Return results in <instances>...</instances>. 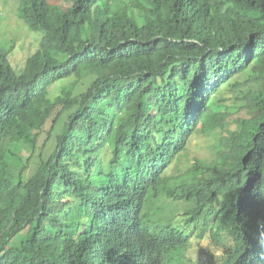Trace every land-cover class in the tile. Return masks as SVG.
<instances>
[{
    "label": "trees",
    "instance_id": "1",
    "mask_svg": "<svg viewBox=\"0 0 264 264\" xmlns=\"http://www.w3.org/2000/svg\"><path fill=\"white\" fill-rule=\"evenodd\" d=\"M64 1L0 50V264H264V0Z\"/></svg>",
    "mask_w": 264,
    "mask_h": 264
},
{
    "label": "rangeland",
    "instance_id": "2",
    "mask_svg": "<svg viewBox=\"0 0 264 264\" xmlns=\"http://www.w3.org/2000/svg\"><path fill=\"white\" fill-rule=\"evenodd\" d=\"M52 4L61 5L63 7L67 6V3L64 0H49ZM43 37L42 33H36L32 32L28 29V27L25 25V23L19 18L18 15V3L13 2V0L10 1H3L0 0V50H6L8 52V58L12 61L14 66H16L18 69H22L25 60L27 61L28 58L31 56L30 54L35 53L40 46L41 39ZM14 45V49H11V46ZM27 57V58H26ZM75 78H70L68 80H64L61 82H58L51 88L50 92V98L54 99V97H58L60 94V89L65 86L66 84H71L70 81ZM83 84V82H82ZM81 84V85H82ZM80 85V86H81ZM77 85V88L80 87ZM235 91V90H234ZM76 92H78L76 90ZM237 93V91H235ZM225 97L228 99V102L223 104H228L231 102V100L234 98V92L229 89L225 93ZM230 117V119H235L237 117H246L247 114L243 111L238 113L237 115H228V113L224 114ZM51 127V123L48 125L46 131L43 133L40 141V146L44 145L46 143V140L48 139V132ZM198 135H195L193 137V145L191 154L193 155L194 152L197 154L200 151H195L196 146L200 145L203 149L199 153V156L197 158H204L206 156H210V153L206 147V143H209L205 140H208L210 136H205L207 139H203L202 137L199 138ZM197 137V138H196ZM196 138V139H195ZM208 141L213 142V139H209ZM38 155V154H37ZM190 146L189 151H187L181 159H178L177 161L182 160V164L179 169L172 168L170 172L168 173V176L175 177V176H186L187 170L184 169V166L189 164L191 161V165L194 163L195 159L190 160ZM26 159V156H24ZM32 169V168H31ZM28 170V171H31ZM183 178V177H181ZM207 247V243H202L199 245L198 248L194 249L193 254L196 256H192L193 258H197L198 256L205 257V255L202 254L201 250L205 249Z\"/></svg>",
    "mask_w": 264,
    "mask_h": 264
},
{
    "label": "clouds",
    "instance_id": "3",
    "mask_svg": "<svg viewBox=\"0 0 264 264\" xmlns=\"http://www.w3.org/2000/svg\"><path fill=\"white\" fill-rule=\"evenodd\" d=\"M192 256L196 257L193 253H192Z\"/></svg>",
    "mask_w": 264,
    "mask_h": 264
}]
</instances>
